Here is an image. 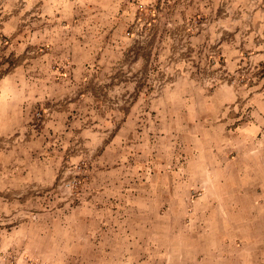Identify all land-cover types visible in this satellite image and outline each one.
Returning <instances> with one entry per match:
<instances>
[{
  "label": "rangeland",
  "instance_id": "rangeland-1",
  "mask_svg": "<svg viewBox=\"0 0 264 264\" xmlns=\"http://www.w3.org/2000/svg\"><path fill=\"white\" fill-rule=\"evenodd\" d=\"M25 2L0 0V77L13 64L6 57L13 47L11 39H22V27L29 21L31 10ZM255 6L252 0H223L213 13L204 9L190 13V37L197 28L205 37L198 49L190 43L189 56L185 41L153 39L158 57L136 61L132 52H147L151 40L136 39L126 59L100 80L104 87H97L94 97L72 100L77 103L72 109L74 128L62 129L61 139L45 146L50 151L67 145L60 156H44L25 146L13 149L16 142H29L30 132L39 133L45 121L43 110L32 109L28 130L0 138V164L29 165L34 159L56 161L59 166L49 186L32 180L15 182L6 193L0 187L2 197L14 200L9 203L12 218L0 220V226H15L13 236L9 231L0 234V264H105L103 246L118 243L114 228L120 229L126 245L154 247L147 264H163L166 254V264H264V200L260 193L256 200L260 205L251 212L252 189L246 172L262 161L264 151V125L253 115L264 119V107L257 102L264 100V37L228 39L226 30L235 21L240 29L249 30L257 10L255 19L263 22L264 9ZM10 16L19 21L16 31L11 27L6 33L3 29ZM15 48L20 55L22 45ZM226 50L235 51L237 58L228 62ZM50 68L65 72L64 66ZM134 85L146 91L150 85L152 91H142L137 100ZM193 110H201L203 122L212 120L220 128L215 135L220 137V142L215 140L218 148L213 156H202L199 171L197 157L178 152L177 138L173 153L164 138L167 133L183 134L186 112ZM122 117L129 121L125 147L96 155L99 133L117 129ZM97 118L105 121L92 122ZM253 126L257 132L249 133ZM95 190L103 191L104 196H99L110 202L101 203L92 224L89 218L98 211L90 207L88 198ZM255 190L254 197L264 192L263 187ZM23 213L30 216L27 234L17 227ZM101 213L110 219H102Z\"/></svg>",
  "mask_w": 264,
  "mask_h": 264
},
{
  "label": "crops",
  "instance_id": "crops-1",
  "mask_svg": "<svg viewBox=\"0 0 264 264\" xmlns=\"http://www.w3.org/2000/svg\"><path fill=\"white\" fill-rule=\"evenodd\" d=\"M24 1L31 10L27 19L29 21L22 27L23 38L11 39L13 47L7 49L6 57L13 64L9 68L10 71L0 77V138L8 137L16 132L18 134L22 133L27 129L25 127H27L30 120L32 109L43 110L46 112L45 121L39 133L33 134L30 132L31 135L27 138L31 139L29 142L23 144L16 142V146L12 147L14 149L25 146L29 150L38 149L40 150L39 154L42 152L45 156L47 153H51L55 157L56 154L60 156L63 150L67 149V145L51 148L50 151H47L45 146L52 139H61L62 129L74 128L72 127L75 124L72 109L75 108L77 103L72 102V100L77 102V99L88 100V98L94 97L97 87L100 86V89L104 87V85H101L100 80L111 75L121 61L126 59L127 54H130L131 44L137 43L136 39H151L147 42L149 51L146 49L147 52H139L138 54L133 50L136 52H132L136 61L141 62L145 58L150 61L153 57L154 59L158 57V53H155L154 50L153 39L163 40L176 37V39L181 40V43L185 41L188 47L185 55L189 56L191 52V49H189L191 47L190 43L193 49H198L203 39L202 35L205 37V33L199 28H197L195 36L190 37L189 19L195 13L203 11V9L206 11L211 10L212 13L215 12L216 7L223 0ZM252 1L256 4L255 8L259 5L258 7L264 9V0ZM204 6L206 7L203 8ZM191 7H193L192 10ZM33 12H36V14H33ZM190 13H193V15L190 16ZM258 13L257 10L251 16L253 19L251 25L249 24L250 29L247 31L240 29L239 21L230 23L226 29L230 34L228 39H263L264 21L261 22V19H255ZM18 21V18L15 19L14 16H10L3 30L7 33L12 27L11 31H14ZM157 34L160 38L157 37ZM16 44L22 45L20 55V51H16ZM17 55L20 56L21 60L17 58ZM224 58L228 62L235 60L237 58L236 52L226 50ZM53 65L64 66L65 72L59 73L52 70L50 67ZM184 85L185 87L188 86L187 84ZM133 89L137 92V100H140L138 96L142 95L141 92L146 91L140 86L135 88V85ZM151 89L149 85L146 93L152 91ZM185 100L189 102V100ZM257 102L264 107V100ZM62 109L66 110L62 111ZM69 111L70 113H68ZM186 114L188 117L184 119L185 124H183L180 131L183 134L167 133L164 138H167L168 143L166 145L167 149H170V153L174 152V141L177 138L178 145L181 147L178 152L183 156L197 157L199 162L197 170L199 171L202 168V156H213V152L218 148L215 140L220 142V137L215 135L219 133L218 129L220 128L214 125L212 120H204L205 122H203L205 116L202 115L201 110H193L192 113L187 111ZM262 114L264 116V112ZM253 115L259 118L260 126H263L264 119L262 116L259 117L257 113H253ZM122 118L123 121L119 123L120 126L117 129L109 130L103 134L99 133V142L95 146H100V151L96 155H109V150L125 147L127 136L125 125L129 121L126 117ZM99 120L105 121V118L93 119L92 122L97 123ZM208 125L211 126L206 128ZM257 128L255 129L253 126L249 133H256ZM175 129L178 131L177 128ZM69 131L72 133V130ZM80 131L81 134H84V130ZM207 131L212 134H207ZM30 136L34 138L32 139ZM17 140L20 139L17 138ZM41 148L43 149L41 150ZM93 150H95V147H93ZM261 153L263 155L262 161H257L258 164H253L246 169L250 176L249 187L252 189V201H249L251 212L260 205L258 204L260 202L256 200L261 194L264 200V192H259L254 197L255 189L264 188V179H260L264 177V151ZM33 160L30 159L29 165L23 162H17L13 165L0 164V187L5 190V193L8 192V189L13 188L15 182L22 184L33 180L36 184L44 187L55 182V175L59 168L56 161L47 163L42 160L36 163ZM32 165H35L33 169H31ZM186 165H188V161ZM30 177L32 178L30 179ZM99 195L104 196V192L98 194L95 190L88 198L90 207L98 211V213L91 214V218H89L93 220L91 221L92 224H95V219L99 217L101 203L110 202V200H103ZM7 200L0 195V220H8L13 216L11 214L13 207L9 208V203L14 200ZM262 204H264V201H262ZM102 214V219H110V216L106 213ZM29 217L28 213L27 217L23 213V219L17 224L22 233L27 234V229H30ZM14 227L0 226V234H6L9 231V234L12 235ZM113 232H115L113 237L117 238L118 243L109 244L107 247L103 246L101 260L106 261L105 264L108 262V264H147L146 260L148 262L151 260L155 251L153 250L154 247L140 246L136 243L126 245L121 239L120 229L114 228ZM159 259L163 260L161 257ZM165 259L166 262L164 261L163 264H166L169 260L167 254Z\"/></svg>",
  "mask_w": 264,
  "mask_h": 264
}]
</instances>
